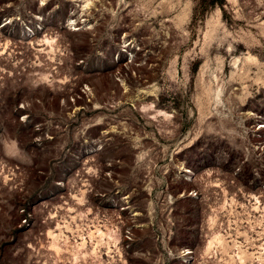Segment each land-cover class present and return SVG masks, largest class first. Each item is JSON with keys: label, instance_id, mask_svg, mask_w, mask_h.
I'll return each instance as SVG.
<instances>
[{"label": "rangeland", "instance_id": "1", "mask_svg": "<svg viewBox=\"0 0 264 264\" xmlns=\"http://www.w3.org/2000/svg\"><path fill=\"white\" fill-rule=\"evenodd\" d=\"M263 138L264 0H0V264H264Z\"/></svg>", "mask_w": 264, "mask_h": 264}, {"label": "built area", "instance_id": "2", "mask_svg": "<svg viewBox=\"0 0 264 264\" xmlns=\"http://www.w3.org/2000/svg\"><path fill=\"white\" fill-rule=\"evenodd\" d=\"M260 124H258V128H260L261 126H259ZM261 149L264 151V138L261 141V145H260Z\"/></svg>", "mask_w": 264, "mask_h": 264}]
</instances>
